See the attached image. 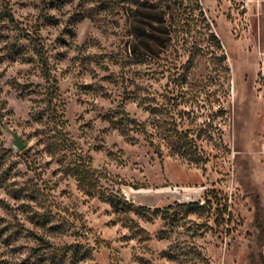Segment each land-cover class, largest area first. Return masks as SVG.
Instances as JSON below:
<instances>
[{"label":"rangeland","instance_id":"rangeland-1","mask_svg":"<svg viewBox=\"0 0 264 264\" xmlns=\"http://www.w3.org/2000/svg\"><path fill=\"white\" fill-rule=\"evenodd\" d=\"M263 148L264 0H0V264H264Z\"/></svg>","mask_w":264,"mask_h":264},{"label":"trees","instance_id":"trees-1","mask_svg":"<svg viewBox=\"0 0 264 264\" xmlns=\"http://www.w3.org/2000/svg\"><path fill=\"white\" fill-rule=\"evenodd\" d=\"M34 53H36L38 56H39V50H36L34 48ZM53 91V90H52ZM55 92V90H54ZM55 98V94H51L50 95V100L49 102L47 103V112L49 114H51V118L52 119H57L58 118V115H57V112H56V105L53 102V99ZM121 114L119 116H115V118H112L110 120V124L112 126L113 129H116L120 134L126 136L127 138L129 139H133L132 136H130V133L133 132V131H136L138 129V126H140V122H138L136 119L130 117L128 115V113H126L125 111H121L120 112ZM182 140H183V143H182V146H187V144L190 145L191 141L187 139V136L186 135H182ZM192 145V144H191ZM195 207H198L199 209H202L204 207L203 204H194ZM75 249H72L74 255H77L78 253V248L77 247H74ZM79 260H82L83 259V256H80L78 258Z\"/></svg>","mask_w":264,"mask_h":264},{"label":"water","instance_id":"water-1","mask_svg":"<svg viewBox=\"0 0 264 264\" xmlns=\"http://www.w3.org/2000/svg\"><path fill=\"white\" fill-rule=\"evenodd\" d=\"M8 131L11 134L10 147L14 151H19L26 147V143L22 141L19 134H17L14 130L11 129H8Z\"/></svg>","mask_w":264,"mask_h":264},{"label":"built area","instance_id":"built-area-1","mask_svg":"<svg viewBox=\"0 0 264 264\" xmlns=\"http://www.w3.org/2000/svg\"><path fill=\"white\" fill-rule=\"evenodd\" d=\"M263 155H264V148H263V151H262Z\"/></svg>","mask_w":264,"mask_h":264}]
</instances>
